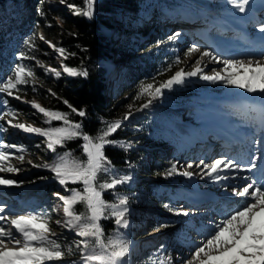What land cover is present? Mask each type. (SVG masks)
Instances as JSON below:
<instances>
[{
	"label": "rangeland",
	"instance_id": "rangeland-1",
	"mask_svg": "<svg viewBox=\"0 0 264 264\" xmlns=\"http://www.w3.org/2000/svg\"><path fill=\"white\" fill-rule=\"evenodd\" d=\"M212 1L216 2L218 0ZM47 2L59 4L63 7L67 5L66 0H47ZM220 2L221 5H214L209 8L212 14H217V16L222 19V24L219 25L218 28L212 30L207 26V22H205L204 18L196 17L195 14L190 11H181L182 8L180 5L177 4L169 7L173 9L176 14L181 12L185 16L183 17L185 18V22L173 21L171 27L166 31L170 36L179 33V35L173 39L176 47V61L179 59V63H177V67L174 69L172 75L181 69L186 72L192 71L197 60L201 61L199 67L203 69L202 74L213 75L214 72L218 71L221 75H225L223 72V61L230 59L243 60L247 64L251 58H260L264 55V52L262 53L264 45H262L258 51L255 50L253 52V50L246 49L244 45L241 47L239 40L245 39L251 43L258 40L257 42L264 43V41H262L264 38V32L260 31V28L264 26V0H248V3L244 6V12H240L236 7L230 4L228 0H220ZM130 4L131 3L126 2V5L123 6L125 13L128 12L130 14L132 12L133 8ZM71 11L77 13L78 9L72 7L69 12L71 13ZM222 15H225V18H223ZM54 21L57 24H60L59 18H55ZM239 27H245L246 34L248 35H243L239 31ZM253 29L257 31L258 35H260V38L254 37V41L251 36L252 32H250ZM216 31H218V33H215ZM152 32L142 35L144 38L143 45L149 44ZM35 33L36 38L34 39V43L37 50L29 51L26 45L22 43L16 44L15 46L17 50L12 53V57H10L11 63L9 68L0 74V80H6L7 77L13 76L14 68L17 64L27 66V68L33 73H35V69H40V76L42 79L47 75L54 77L56 76V72H59L62 75L66 74L64 71L65 66L63 65L64 56L63 53L59 51V49L62 48L59 45L60 38L58 34L54 33L52 38L48 37L42 28H38ZM219 35L228 36L222 38ZM113 36L114 42L117 40L118 35L115 34ZM125 44L126 43L123 42V45ZM192 48H199L200 51L189 53V50ZM228 50L235 52L234 55ZM204 51L211 52L212 57H204L201 59ZM21 52L24 53L25 58L35 59V61L32 62L33 69L28 66V62L25 63L19 58V53ZM114 55L117 56L118 54L114 52ZM213 57L215 59H213ZM118 63L122 65L124 60L121 59ZM53 64L56 66L53 67ZM121 65L119 70L122 69ZM251 65L253 68L255 67L253 63H251ZM260 65L264 66V59ZM238 71L240 73V79L243 81L245 75L244 70L238 69ZM252 74L251 71L247 73L248 76H251ZM25 79L27 81L26 84L19 85L17 89L12 90L13 96L0 94V99H7L8 101L7 106L0 105V129H7V131L0 130V141L7 144L17 145L16 141L22 140L24 141L23 143L27 145V136L28 138L36 137V139L34 142L28 140V147L23 146L24 151L7 149V151L13 155L8 161L3 162L4 166L10 164L19 169V171L0 172V177L13 179L17 182L11 186L0 185V204H6L13 215H26L31 212L47 213V215L51 217L49 223L52 232L55 234H66L67 236H70V231L67 228L56 224V220H62L64 218V213L63 202L57 195H55L56 193H60V195H69L70 191L66 192L64 187L58 183L55 179V174L51 171L50 167L43 166L53 165L57 160V154H62L66 150L57 149V152L53 153L47 148L46 137H42L35 133L23 132L22 130L11 127V125L14 124H24L34 128L63 126V121L59 123L54 122L56 120L51 121L50 124H46L45 121L48 117L32 107V102H35L41 107L51 110L47 106L46 99H43L40 95H37L32 90L30 91V88H28V81H33L38 87H43L42 81L39 80L35 74L31 77L25 76ZM177 86L183 88L182 95L183 97H187L184 101H189V103L199 101L203 107L209 108L215 116L213 122L200 117L197 120L188 123L189 125L185 129H187L188 133L187 138L188 140H191L192 143L198 140L201 134L208 131L210 132L209 134H212L214 137L211 139L216 138L215 140L221 142L218 135L216 136L215 134H218L217 131H221V129L229 130L233 123L240 122L237 118L238 116H251L250 118H252V120L248 122V126L246 127L248 129L246 130L247 132L250 131L254 134V132L260 131L258 128L262 125L258 119L259 112H249L245 107L247 105H252L257 109H260L259 106L263 100L260 99L258 93H247L244 89L237 88L234 85H228L222 81H206L201 79L200 75L187 77L183 84ZM162 95L165 96V93ZM16 96L20 97L18 100L26 105V107L19 106L20 108H13V105L16 104V102L12 99L16 100ZM155 104H158V101L153 104L151 103L149 106ZM142 105L143 104H140L133 109L128 106L122 107L118 112L120 113V115H118L119 117L117 116L111 123L115 121H120L121 123L126 122L128 118L124 119V117H129L132 112L139 110ZM151 111L152 117L147 122V126L151 133L162 137L164 134H166L164 136H170L174 133L173 129L175 130L176 128L174 120L170 114H167V109L165 111L163 106H153L151 107ZM9 112L14 113L15 115L6 114ZM246 112L247 115L245 114ZM233 116H236L237 119L234 120ZM254 120L257 121L258 125L252 130L251 124H253ZM177 121L183 125L186 123L185 121L181 122L179 117ZM240 130L245 131L244 128H240ZM258 136H261V138L258 139ZM258 136H251L252 140L249 142V147L245 149L246 151H252V153L255 152L252 156L256 155V152L259 151L254 148V145L258 146L259 143L264 144V132H261ZM184 143L187 144L189 142L184 141ZM192 143L189 145V150L183 149L187 154L196 152ZM164 144V149L148 151V154L144 156V164H141L142 168L138 171L132 172V174L133 177L140 180H154L160 182L163 187L169 188V190L171 189L169 195L159 198L166 202L160 203L159 200L152 196H145V200H143L140 205L130 206L127 202L128 214L130 213L127 217H132V225L138 223L139 226L133 228L132 232H129L126 228L120 229L119 231L127 241V234H130L132 242H138V245H142L144 242H150L148 246L152 250V255H149L151 263L155 262V264H159L161 260L167 261V259L171 257L172 264H183L185 260L191 258L194 247L200 245L205 240L211 226L214 223L221 221L225 215L231 212L232 210L230 207H238V201L243 200V198L235 197L232 195V192L230 193L228 191L230 184L236 181V187L239 188L246 183L251 182V180L248 174L240 172L243 168L240 166L239 169H223V166H221L222 170L219 174L221 177L226 176L227 178L216 180V174H213L211 177L207 175L206 173L208 172V169L204 168V166L200 164V161L203 160L205 164H211L218 159L224 160L225 162L228 160L233 161V159L220 153H214L208 156L207 151L204 150V152L198 148L196 149L199 151L194 157L187 158V154L179 153L172 148L171 142H167V144L164 142ZM159 145L161 146V144ZM57 147L60 146L58 145ZM19 156H23V160L18 159L17 157ZM84 158L85 157L82 159ZM159 163L163 169L156 170ZM173 163L177 165V171L169 176L167 175V172ZM189 163H191L193 167L189 168ZM197 165H199V167H197ZM40 170H45L46 172L42 173ZM185 171L192 172L193 175L191 177L182 175L181 173ZM48 179L54 181L56 184L54 183L55 188H49V190L46 191L49 198L48 203L44 206L45 208L40 207L36 203H32L27 198L24 199L22 203L21 201L18 203L15 196L18 197L21 190L31 189L29 192L30 194L37 193L38 186ZM238 180L241 181L238 182ZM73 187L81 188L82 186L79 184H71L70 182L68 185L69 190ZM209 195H213L220 199V202L205 206L201 200L209 197ZM79 211L80 213L81 211H86L84 205L81 203H79ZM184 212H187L188 215H184ZM76 213L79 214L78 212ZM139 227L143 229L139 230ZM115 231L116 228L111 235H113ZM11 246L12 245H9V247ZM127 260L128 264H138V260L133 254L129 256ZM63 263L80 264V256L65 258Z\"/></svg>",
	"mask_w": 264,
	"mask_h": 264
},
{
	"label": "trees",
	"instance_id": "trees-1",
	"mask_svg": "<svg viewBox=\"0 0 264 264\" xmlns=\"http://www.w3.org/2000/svg\"><path fill=\"white\" fill-rule=\"evenodd\" d=\"M126 2L131 3L133 8L130 14L125 13L123 9ZM66 4L65 8L47 0H0V74L9 68L10 57L17 50L16 44L26 45L29 51L37 50L34 39L38 28H42L51 38L54 33L58 34L59 45L64 50L63 65L74 69L78 74L70 75L66 72L65 75L54 77L47 75L42 79L40 69H35L34 74L42 81L43 87L28 81V88L46 99L47 106L52 111L67 113L71 121L82 123L83 131L92 136L116 119L122 107L128 106L133 109L147 103L149 99L147 94L137 98L142 83H153L158 87L172 76L177 67L176 47L174 40L169 39L170 35L166 31L173 21L181 19V15L176 14L169 8L170 6L178 4L182 9H191L196 17L204 18L211 30L218 28L222 22L221 17L212 14L209 10L214 5H221L220 0L216 2L212 0H94L93 14L90 18L78 14L86 10L85 0H66ZM72 7L77 8L78 12L70 13ZM224 16L222 15L223 18ZM55 18L60 19V24L54 21ZM150 32L152 33L149 44L143 45L142 35ZM115 34L118 36L113 42ZM123 42L126 44L123 45ZM114 52L118 55L115 56ZM121 59L124 60L122 65L118 63ZM22 60L28 62V66L33 69L32 62L35 59L24 57ZM120 65L121 70H119ZM85 71L88 73L87 76L79 75ZM182 91L183 88L177 85L171 89H163L162 94L165 93V96L161 94L152 100V104L158 101V104L153 106H163L165 111L167 109L166 112L173 118L176 129L183 133H186L187 129L175 117L188 122L200 117L214 121L215 116L209 108L203 107L199 101L194 103L184 101L187 97H183ZM12 100L16 102L13 108L26 107L18 99ZM69 105L77 110H84L85 117L73 113ZM143 105L136 112H132L126 122L121 123V127L108 137L110 140L129 145L127 150L117 144L106 145L104 149L115 174L130 178L118 185L115 190L116 196H125L130 206L142 204L145 196H152L160 203H165V200L159 198L171 192V189L163 187L160 182L140 180L132 174L142 168L141 164H144V156L148 151L164 149V142L167 144V140L162 136L150 132L147 122L152 117L153 106L144 108ZM35 139L36 137L27 136V145L22 140L16 141V144L28 147V140L34 142ZM81 143L82 140L78 138L68 141L57 149L72 151L75 157L82 159ZM161 169L163 168L159 163L156 170ZM40 172L46 171L40 170ZM100 179H109V177L101 176ZM54 183L49 179L42 182L37 188V193L33 194L29 193L31 189L21 190L19 200L22 203L27 198L32 203L45 208L49 198L46 191L55 188L56 183ZM103 198L108 202H116L111 190L105 191ZM74 208L75 212L80 213L79 203ZM129 214H126L129 222L126 229L132 232V229L139 225L138 223L132 225V217H127ZM101 223L105 238L111 236L116 228L114 222L109 219L102 220ZM56 236L60 238L62 244L66 243L73 247L74 241L78 239L74 232H70V236L66 234H56ZM127 236L130 243L129 256L133 254L138 264H152L149 259V255H152V250L148 246L150 242L138 245V242H132L130 234ZM75 256H79V253L66 255L64 259ZM46 264L64 263L53 261Z\"/></svg>",
	"mask_w": 264,
	"mask_h": 264
},
{
	"label": "snow or ice",
	"instance_id": "snow-or-ice-1",
	"mask_svg": "<svg viewBox=\"0 0 264 264\" xmlns=\"http://www.w3.org/2000/svg\"><path fill=\"white\" fill-rule=\"evenodd\" d=\"M85 2L86 10L78 14L90 18L93 14L94 0H85ZM228 2L240 12H244V6L248 0H228ZM260 31L264 32V26L260 28ZM178 35L179 33L170 36L169 39H175ZM59 51L63 53L64 50L59 49ZM199 51V48H192L189 53ZM204 57H212V53L204 51L201 59ZM19 58H24L23 52L19 53ZM200 62L197 60L190 72L183 69L176 71L158 87L153 83H142L137 98L145 94L149 97L143 107L147 108L153 99L162 94L163 89H171L174 85L183 84L187 77L197 75L206 81H222L244 89L247 93H258L260 99L264 100V66H261L259 62L253 68L251 61L246 64L243 60H225L223 61L225 75H221L218 71L213 75L202 74L203 69L199 67ZM176 63H179V59ZM238 69L244 70L243 81L240 79ZM64 71L70 75L78 74L74 69L67 67ZM249 71L253 73L251 76L247 75ZM33 75L34 73L27 66L17 64L14 68V78L9 76L6 80H0V94L13 96V89L27 83L25 76ZM56 75L59 76L60 73L56 72ZM79 75L87 76L88 73L85 71ZM15 98L20 99L19 96ZM65 103L67 104V101ZM7 104V99H0V105L7 106ZM32 107L48 117L46 124L56 120L63 121V126L34 128L24 124H14L11 127L46 137L47 148L53 153L57 152L58 145L63 147L68 141L78 138L83 141L80 147L84 159L75 157L72 151H64L62 154H57V160L53 165H43L51 168L55 179L66 192L70 191L69 195L55 194L63 202L64 213V218L56 220V224L74 232L78 239L74 241V247L66 243L62 244L60 238L51 230L49 223L51 217L47 213L31 212L26 215H13L6 204H0V264H46V262L63 261L66 255L76 253H79L80 264H128L130 243L119 231L127 228L129 223L126 218L127 198L116 196L115 190L118 185L130 178L116 175L111 161L104 152L105 146L109 144H117L125 150L129 147L122 142L108 139L121 127V122L110 123L105 129L98 130L97 134L92 136L83 131L82 123L71 121L67 113L45 109L35 102H32ZM69 107L79 117H85L84 110H77L71 105ZM245 107L249 112H259V122L264 125V109H257L252 105ZM6 114L15 115L11 112ZM245 114L247 115V112ZM127 118V116L124 117V119ZM0 130L7 131V129ZM14 148L17 151H24L23 146L0 141V172L19 171L10 164L7 166L3 164L13 155L7 149ZM17 158L23 160V156ZM200 164L208 169L206 174L210 177L216 174V180L227 178L220 176L221 166L223 169L239 168V165L232 160L225 162L218 159L211 164H205L201 160ZM188 167L191 168L193 165L189 163ZM255 167L256 164L252 163L248 170L251 171ZM176 171L177 165L173 163L167 175L171 176ZM181 174L188 177L193 175L188 171ZM101 176L109 177V179L101 180ZM70 182L82 187H73L69 190ZM16 183L15 180L0 177V185ZM108 190H111L116 202L111 203L103 199V193ZM232 195L243 198V200L238 201L239 206L225 215L221 221L211 226L205 240L194 247L191 258L185 260L183 264H264V184H258L257 181L252 180L242 187H233ZM78 203L84 205L85 212L79 214L75 212L74 206ZM183 214L188 215L187 212ZM109 219L114 221L116 231L105 238L101 221ZM9 245L12 246L9 247ZM159 264H172L171 257L167 261L161 260Z\"/></svg>",
	"mask_w": 264,
	"mask_h": 264
},
{
	"label": "bare ground",
	"instance_id": "bare-ground-1",
	"mask_svg": "<svg viewBox=\"0 0 264 264\" xmlns=\"http://www.w3.org/2000/svg\"><path fill=\"white\" fill-rule=\"evenodd\" d=\"M225 36H228V35H225ZM262 45H264V43H262V42L260 43V42L256 41L254 44H252L250 46V50L251 51L253 50V52L255 50L258 51L260 49V47H262ZM228 51H230V50H228ZM231 52L234 55L235 52L230 51V53ZM263 52H264V50L262 51V53ZM263 59H264V55H262L260 58L259 57L251 58L250 61L256 67L257 62H259V64H260ZM260 109H264V105H261ZM233 117H235V119L238 118L240 120V122L236 123V125L233 126V130L229 131L228 134H225V133H219L218 134V138L221 140V142L215 140L216 138L211 139L213 136H212V134H209L210 132H204L203 134L200 135L199 139L193 143V148L195 149L196 154L199 150H202V151L205 150L208 152V156H210L214 153H220V154H223L225 156H228L230 159H233L234 163L238 164L240 167H243L240 170L241 173L248 174L249 177L252 178V180L257 181L258 184H264V183H261L260 180L257 178V175L253 173V170L255 171L259 168L258 163L262 159L261 153L259 151H257L256 155L252 156V154H254L255 152L252 153V151H246L245 150L246 148L249 147V142H250V140H252L251 138L253 136H258V135H260L261 132H264V125H262L261 127L258 128V130H260V131L254 132V134H252L250 131L249 132L246 131V130H248L246 128L248 126V122L250 120H252V118H250L251 116L250 117L238 116L237 118H236V116H233ZM253 119H255V118H253ZM257 125H258L257 121L254 120L253 124H251V126H252L251 129L253 130ZM240 128H244L245 131L240 130ZM215 135L217 136V134H215ZM260 138H261V136H258V139H260ZM262 145H264V144L259 143V145H258L259 147L257 146V150H260L261 148H263L264 146H262ZM196 148H198L199 150ZM252 163H255L256 167L254 169H251V171H249L248 170L249 166H251ZM259 171H260V173H262V175L264 174V163L259 168ZM240 181L241 180H238V182H240ZM236 183L237 182L235 181V182L230 184V188L228 190L230 193L232 192V188L237 186ZM219 200L220 199L216 198L215 196L209 195V197L203 198V200H201V202L205 206H210L214 203L220 202ZM235 201H237V200H235ZM230 208H231V210L234 209L232 207H230Z\"/></svg>",
	"mask_w": 264,
	"mask_h": 264
}]
</instances>
